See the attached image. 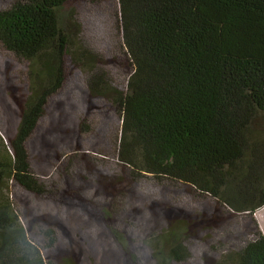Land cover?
Wrapping results in <instances>:
<instances>
[{"label": "trees", "instance_id": "16d2710c", "mask_svg": "<svg viewBox=\"0 0 264 264\" xmlns=\"http://www.w3.org/2000/svg\"><path fill=\"white\" fill-rule=\"evenodd\" d=\"M0 59L30 88L0 110V264H57L59 227L20 192L89 210L128 264H264V0H0ZM70 91L72 128L53 120ZM59 129L76 146L42 168ZM85 157L119 183L92 188ZM132 192L176 218L134 220Z\"/></svg>", "mask_w": 264, "mask_h": 264}, {"label": "rangeland", "instance_id": "374dc122", "mask_svg": "<svg viewBox=\"0 0 264 264\" xmlns=\"http://www.w3.org/2000/svg\"><path fill=\"white\" fill-rule=\"evenodd\" d=\"M28 72L29 66L27 64L21 65L18 67V76H16L14 68L0 59V110L4 118L12 120L16 115L13 103L20 105L28 96L29 84L23 82V79H25L24 74H28ZM60 102L62 106H59L53 114V120L58 122L63 118L65 125L72 128V125L78 120L79 114H81L83 97L81 93L72 95L70 91L62 97ZM53 132V134L49 132L39 134L33 145L34 150L38 152L37 159L41 160L39 164L42 165V168L47 167L50 162L59 158L62 150L76 146L75 141L77 139L72 136L71 131L62 132L59 129V131ZM100 141L101 139L98 140V142ZM83 160L85 161L83 162L85 169L90 170L94 176L91 181L92 188L95 187V182L100 190L109 192L112 187L119 183L118 179L111 178L103 169L100 171L95 164L89 163L86 157ZM132 194L135 213H132L131 217L134 220H143L144 208L147 205L156 210V217L153 221L158 224L160 222L170 224L176 218L175 209L163 198H160L162 201L158 202L151 198H140L135 192H132ZM18 199L21 200L28 213L34 217L35 222L59 227L57 247L50 253L51 256L49 254L57 264H128L125 246L108 231L105 225L96 220L89 210H78L70 204L57 207L51 202L23 192L18 194ZM259 210L258 215L263 216L262 227H264V208ZM156 229L155 226L153 230ZM142 233L143 236L139 238L138 243L145 246L142 248V250H145L149 247V234L147 231H142ZM146 243L148 246H146Z\"/></svg>", "mask_w": 264, "mask_h": 264}, {"label": "crops", "instance_id": "0c3cea01", "mask_svg": "<svg viewBox=\"0 0 264 264\" xmlns=\"http://www.w3.org/2000/svg\"><path fill=\"white\" fill-rule=\"evenodd\" d=\"M264 208V206L261 208V209H263ZM258 211H260V210H258ZM258 211H257V218H258V220H259V223H260V225H261V227L263 226V216L261 215H258ZM260 214V213H259ZM262 229H263V231H264V227H262Z\"/></svg>", "mask_w": 264, "mask_h": 264}]
</instances>
